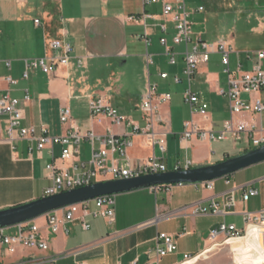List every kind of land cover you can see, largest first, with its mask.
<instances>
[{"label": "crops", "instance_id": "0c3cea01", "mask_svg": "<svg viewBox=\"0 0 264 264\" xmlns=\"http://www.w3.org/2000/svg\"><path fill=\"white\" fill-rule=\"evenodd\" d=\"M217 1L158 0L143 5L142 0H0V99L9 95L19 100L24 110L22 127L36 128L37 136L42 134V126L56 139L70 135L75 129L93 132L96 150L110 134L127 138L131 141L127 150L130 164L135 166L154 157L162 159L158 147L141 134L132 135L126 126L115 125L109 117L93 119L90 104L95 98L105 99L119 115L142 129L146 124L140 106L143 96L153 87L156 93L171 96L170 102L159 108L163 122L156 126V131L166 136L168 151L164 163L169 172L214 165L252 151L246 140L238 144L233 140L212 143L198 137L184 138V123L192 118L215 131H220L230 119V100L218 94L219 90L228 89V81L221 54H210L209 62L199 67L192 81L193 92L209 105V120L203 121L197 112L193 115L196 107L185 104L182 96L188 87L182 56L186 46L173 43L175 23L163 17V3L172 5L176 11L184 6L193 24L194 39L227 42L235 51L230 55L232 70L238 63L250 70L254 57L249 59L247 53L256 52L241 50L234 34H223L211 22L213 16L206 4L217 7ZM162 25L167 27L166 34ZM252 31L264 33V24ZM163 37L174 53L175 65L159 43ZM49 40L72 45L70 63L51 75L30 71L25 79L24 61L61 55L60 51L47 48ZM163 73L168 75L166 79L161 77ZM176 77L182 80L180 84L175 83ZM8 78L16 83H9ZM27 94L30 100L26 103ZM63 109H69L71 114L66 125L60 120ZM239 118L248 120L252 116ZM7 119L8 116H0V139H7ZM62 150L59 142H53L40 153L35 140H18L13 144L0 141V212L44 198V192L52 186L47 166L53 163L63 166ZM92 151L91 142L83 141L80 160L88 163ZM110 163L123 166L125 162L119 152H113L109 155ZM206 186H163L119 195L115 203L116 220L110 227L105 219L92 215L96 210L93 201L87 204L89 213L80 211L74 221L64 225L67 231L63 229L57 235L48 228V216L39 218L32 223L40 228L50 249L0 246V264H156L155 258L148 255L156 248L160 233L171 235L177 246V251L160 264L164 260L180 264L185 255L196 256L206 251L210 233L220 224L244 228V213L264 209V163L214 181L211 188ZM250 188H255L258 195L244 202L243 193ZM233 190L236 205L226 209L232 213L211 214L213 203L224 210ZM198 208L207 209L208 213L194 215ZM84 223L88 230L84 229ZM17 231L13 227L6 233Z\"/></svg>", "mask_w": 264, "mask_h": 264}, {"label": "built area", "instance_id": "2783aa9c", "mask_svg": "<svg viewBox=\"0 0 264 264\" xmlns=\"http://www.w3.org/2000/svg\"><path fill=\"white\" fill-rule=\"evenodd\" d=\"M143 5H150L158 2V0H142ZM164 4V16L171 18L175 23L176 35L174 37L175 45H185L186 50L182 55L184 57L185 68L184 76L188 87L185 89L183 96L184 103L196 107L197 110L193 111L198 113L204 120H209V105L201 100L192 90V81L199 71V67L209 62V56L213 53H219L222 56V68L227 76L228 89L219 90L220 95L227 97L231 103V117L224 122L220 131H215L213 128H206L191 120L184 123V138L191 139L198 137L201 140H208L212 143L226 142L233 140L238 144L246 140L250 143L253 149H258L264 146V49L255 54L247 53L249 59H253V65L250 70H244L242 64L238 63L235 70L231 69L230 55L235 53L234 49L225 41L216 43L205 42L200 37L193 38V24L189 19V14L185 11L184 6L179 7L176 11L172 5ZM37 25L40 24L39 20L35 21ZM164 34L167 33L166 25L161 26ZM146 44L150 43L145 37ZM165 47L166 54L170 57V63L176 64V59L168 41L165 37L161 38L159 42ZM72 45L60 40H49L48 47L51 51H60V56H52L43 59L26 60V72L23 75L28 79L30 71L40 70L46 75L55 73L61 66H67L73 54ZM149 64L151 60L149 59ZM82 65V61H78ZM163 79L168 77L167 74H161ZM9 83H16L11 78L7 79ZM182 80L179 77L175 78V83L180 84ZM244 95L248 99H244ZM30 100L27 94L25 101ZM170 94H158L155 88H149L147 93L143 96L140 111L142 112L145 121V127L140 128L131 119L119 115L117 110L114 109L109 102L102 98H95L91 101L90 110L93 119L100 116H106L112 119L115 125H123L132 130V135L141 134L153 146L158 147L162 159L153 158L147 162H138L137 165H131V160L128 156V149L131 146V141L127 138L119 137L110 134L103 140V146L96 150L94 147L95 134L93 132L82 133L79 130H74L70 135L61 138H51L48 135V129L44 126L41 128V135L37 136L36 128H24L22 122L24 120V110L21 102L17 99L11 98L9 95L0 99V116H8L6 122L7 139H0L6 143L13 144L18 140H35L38 141V151L41 153L48 145L53 142H59L63 145L60 161L63 166L55 163L50 164L48 167L49 177L52 180V186L44 192V197L55 196L71 190L90 186L95 183L105 181H116L125 179L140 178L147 175H156L169 172L166 163H164L165 156L167 155V140L165 134L156 131V126L162 124L163 119L160 114L159 108L170 102ZM69 109H63L60 114L62 124H67L71 120ZM241 115H251L252 118L245 120L239 118ZM1 132V130H0ZM83 141H90L93 146L92 157L88 163L80 160V146ZM113 152H119L124 159V165H117L110 163L109 155ZM69 167H64V165ZM188 169V167H187ZM179 171V168L176 169ZM230 182L228 181L227 184ZM213 182L205 183L206 187L211 188ZM243 188V187H242ZM235 191H232V196L226 204L224 210L217 203L211 206V214L218 215L223 213L227 215L226 209L230 210L235 207ZM258 195L255 188H250L243 193V201L248 202L250 198ZM116 197L117 196H104L94 200L96 210L92 213L94 217H100L107 221L109 227L115 223L116 216ZM79 204L69 206L60 211L51 213L48 216V228L51 233L57 235L61 230H65L66 223L75 220L76 215L82 211L84 214L89 213L87 204ZM62 213V214H60ZM208 213L207 209L198 208L193 213L194 215H205ZM244 228L238 229L235 225H228L222 223L217 229L210 233L209 241L215 242L217 238L225 237L230 241H249L258 243L260 251L264 253V209L254 213H244ZM85 230L89 229L87 224H83ZM18 231L16 234H7L6 230H0V246H7L9 249L13 247L22 246L29 249H39L41 251H48L50 249L49 242L44 240L40 234V228L34 223H25L17 226ZM156 248L150 253V258H155V263L160 264V261L165 257L177 251L174 238L166 233H160L156 239ZM206 251L199 255L192 256L185 255L184 261L180 264H189L193 260H198L204 255ZM151 264V263H148Z\"/></svg>", "mask_w": 264, "mask_h": 264}, {"label": "water", "instance_id": "95a60500", "mask_svg": "<svg viewBox=\"0 0 264 264\" xmlns=\"http://www.w3.org/2000/svg\"><path fill=\"white\" fill-rule=\"evenodd\" d=\"M264 163V146L220 163L200 168L170 171L140 178L105 181L82 189H75L51 197H44L27 205L0 212V230L32 223L69 206L92 202L104 196H119L142 189L173 185L205 184L229 178L240 171Z\"/></svg>", "mask_w": 264, "mask_h": 264}, {"label": "rangeland", "instance_id": "374dc122", "mask_svg": "<svg viewBox=\"0 0 264 264\" xmlns=\"http://www.w3.org/2000/svg\"><path fill=\"white\" fill-rule=\"evenodd\" d=\"M216 5L206 4L213 16V26L223 34H234L241 50L257 52L264 49V33L252 31L260 23L264 24V0H218ZM258 246L253 240L230 241L222 236L215 242L209 241L204 255L189 264H264V253ZM162 264L170 263L164 260Z\"/></svg>", "mask_w": 264, "mask_h": 264}]
</instances>
